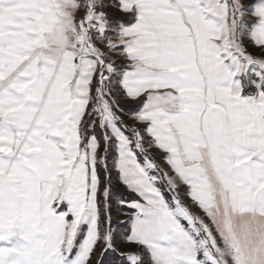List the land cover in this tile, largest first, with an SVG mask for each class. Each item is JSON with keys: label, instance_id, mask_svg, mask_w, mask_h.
Masks as SVG:
<instances>
[{"label": "snow or ice", "instance_id": "obj_1", "mask_svg": "<svg viewBox=\"0 0 264 264\" xmlns=\"http://www.w3.org/2000/svg\"><path fill=\"white\" fill-rule=\"evenodd\" d=\"M0 264H264V0H0Z\"/></svg>", "mask_w": 264, "mask_h": 264}, {"label": "rangeland", "instance_id": "obj_2", "mask_svg": "<svg viewBox=\"0 0 264 264\" xmlns=\"http://www.w3.org/2000/svg\"><path fill=\"white\" fill-rule=\"evenodd\" d=\"M246 3L251 2V0H245ZM250 51H255L253 47H249ZM117 63H120V61H117ZM121 108L123 109L122 113H118L122 115V119L124 124L128 125L129 127L132 125V119L130 117V113L138 110V102H132L126 99L120 100ZM151 158L154 160V162L159 166L160 169L163 171H167L170 173V169L168 165L164 162L163 159H161V156H163V153L158 152L156 149H151ZM116 153L115 150H110L108 154V162L109 165H111L112 160L115 158ZM137 159L138 161L143 165L144 164V154L143 153H137ZM150 175L154 176H162L161 172H157L155 170H149ZM115 176V173H113ZM156 186L160 188L165 196V199L169 201V203H172V196L173 193L168 191L166 181L163 179H159L156 182ZM139 200L140 198L136 196L135 193L130 192L126 186H124L122 183H120L118 180L113 179V182L111 184V219H112V227L116 229V233L118 236V243H120L119 237L126 231L130 229V224L128 223L130 214L134 211L133 209L127 207V206H118L117 201L118 200ZM179 199L181 200L182 204L187 206L190 211H192L194 214L202 215V213L199 212L198 208L195 206V204L191 201L190 197L187 195V186L181 185L179 189ZM174 206V205H173ZM124 221L123 224L120 222ZM122 249H126L127 246L121 244Z\"/></svg>", "mask_w": 264, "mask_h": 264}]
</instances>
